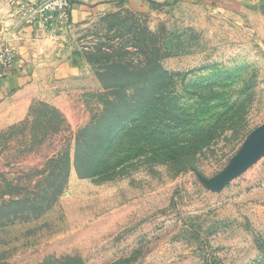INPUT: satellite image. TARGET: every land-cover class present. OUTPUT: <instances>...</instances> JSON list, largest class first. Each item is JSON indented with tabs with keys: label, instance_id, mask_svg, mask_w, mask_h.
<instances>
[{
	"label": "rangeland",
	"instance_id": "1",
	"mask_svg": "<svg viewBox=\"0 0 264 264\" xmlns=\"http://www.w3.org/2000/svg\"><path fill=\"white\" fill-rule=\"evenodd\" d=\"M67 1L61 15L15 6L23 23L65 32L55 60L70 58L74 71L46 68L26 109L0 108V205L18 200L0 209V264H264V10L113 0L69 29ZM115 60L140 68L138 87L101 80ZM134 101H169L185 125H213L194 166L149 158L163 140L133 134L105 150L100 175L80 174L78 137L91 158L105 120L132 125ZM63 154L70 171L51 189L45 175L61 171Z\"/></svg>",
	"mask_w": 264,
	"mask_h": 264
},
{
	"label": "trees",
	"instance_id": "2",
	"mask_svg": "<svg viewBox=\"0 0 264 264\" xmlns=\"http://www.w3.org/2000/svg\"><path fill=\"white\" fill-rule=\"evenodd\" d=\"M109 62V64H105L103 71L99 73L101 80L109 78L115 83H122V89H125L127 86L126 80H133V86L140 84V82H135L136 78L141 73L140 68L127 66V64L124 65V62L120 60ZM132 104L131 107L137 112L133 115L132 125L128 127L122 125L124 121L106 122L105 120V125L108 127L106 136L105 138H98L96 141L90 143L91 148L89 152L91 158H86L82 155L81 139L78 137L74 154V164L78 172L87 177L100 175L102 168L108 166L105 150L108 149L110 152L118 141L133 134L136 136L141 134V137L145 138L147 141L156 137H160L161 140H163V142L157 145L156 149H153L149 158H154L155 160L169 164L177 163L180 165L177 171H182L194 166L195 156L204 149L212 138L214 131L213 125L209 128L203 126L198 127L190 122L185 125L182 121L185 120L183 116L186 115L182 114L181 111H177V108L169 104V101H163L162 104L155 103L151 105H147L146 101H134ZM112 115H114V112ZM104 117L106 116L95 120L93 122V127L102 123L101 121H103ZM176 127L185 130L186 133L192 134L186 135L182 131H173ZM180 135H184V138ZM56 163L63 165L61 171L52 168L45 175V179L51 181V189H58L59 181L66 179L71 167L69 154H63ZM59 172H62V178ZM46 191H48V187ZM4 194L10 195L11 193L7 191ZM22 201H25V199ZM17 202L18 200L15 198L11 199L9 202L1 204L0 209H7Z\"/></svg>",
	"mask_w": 264,
	"mask_h": 264
},
{
	"label": "crops",
	"instance_id": "3",
	"mask_svg": "<svg viewBox=\"0 0 264 264\" xmlns=\"http://www.w3.org/2000/svg\"><path fill=\"white\" fill-rule=\"evenodd\" d=\"M40 1L0 0V47L7 44L16 54L15 62L5 69L0 78V108L7 107V112L13 106L15 109H26L28 101L31 100L28 92L37 89V80L46 68L52 73L53 67H57L55 73L62 72L65 75L74 71L70 58L65 57L62 62L55 60L60 53L62 38L67 37L65 32L48 34L40 23H23L21 15L14 12L16 5L35 4ZM132 1L130 0L131 4ZM134 1V8L142 7L145 3L144 0ZM220 1L222 0L212 2ZM244 1H252L264 10V0ZM112 2L113 0H74L68 13V28L75 26L89 15L105 11ZM20 118L22 116L16 120ZM9 120L12 121L10 118Z\"/></svg>",
	"mask_w": 264,
	"mask_h": 264
},
{
	"label": "built area",
	"instance_id": "4",
	"mask_svg": "<svg viewBox=\"0 0 264 264\" xmlns=\"http://www.w3.org/2000/svg\"><path fill=\"white\" fill-rule=\"evenodd\" d=\"M28 7V5H20L21 10H27ZM66 7H68L67 0H43L40 3H35L31 5L28 10L33 13H39L41 16L52 13H57L58 15H61L65 11ZM15 58V52L7 44L0 47V78L2 77L5 69L12 64Z\"/></svg>",
	"mask_w": 264,
	"mask_h": 264
}]
</instances>
